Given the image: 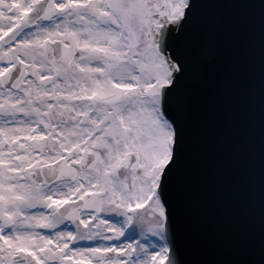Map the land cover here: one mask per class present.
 <instances>
[{
  "label": "snow or ice",
  "instance_id": "snow-or-ice-1",
  "mask_svg": "<svg viewBox=\"0 0 264 264\" xmlns=\"http://www.w3.org/2000/svg\"><path fill=\"white\" fill-rule=\"evenodd\" d=\"M225 6L264 37V0H0V264H190L177 193Z\"/></svg>",
  "mask_w": 264,
  "mask_h": 264
},
{
  "label": "water",
  "instance_id": "water-1",
  "mask_svg": "<svg viewBox=\"0 0 264 264\" xmlns=\"http://www.w3.org/2000/svg\"><path fill=\"white\" fill-rule=\"evenodd\" d=\"M212 36L177 193L190 264L264 259V97L259 11L225 6Z\"/></svg>",
  "mask_w": 264,
  "mask_h": 264
}]
</instances>
